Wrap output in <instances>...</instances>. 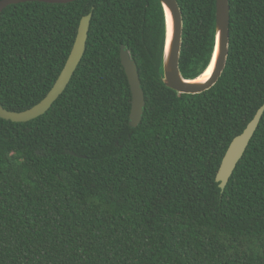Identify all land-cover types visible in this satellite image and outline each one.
<instances>
[{"label":"trees","instance_id":"trees-1","mask_svg":"<svg viewBox=\"0 0 264 264\" xmlns=\"http://www.w3.org/2000/svg\"><path fill=\"white\" fill-rule=\"evenodd\" d=\"M186 79L210 62L215 0H177ZM218 81L197 93L163 84L159 0L26 1L0 13V103L40 101L81 17L84 55L50 108L0 117V264H264V112L224 190L221 159L264 103V0H229ZM136 62L145 105L129 125L121 64ZM73 151L74 154H70Z\"/></svg>","mask_w":264,"mask_h":264},{"label":"water","instance_id":"water-1","mask_svg":"<svg viewBox=\"0 0 264 264\" xmlns=\"http://www.w3.org/2000/svg\"><path fill=\"white\" fill-rule=\"evenodd\" d=\"M26 1H38L46 3H68L74 0H0V13L9 5ZM165 21V43L161 60V80L168 88L178 93L197 94L211 88L220 78L228 55L229 44V23H230V5L229 0H215V36L213 53L209 64L213 61V68L210 76L204 80H196L200 75L193 79H186L182 76L179 68V58L182 46L183 17L181 8L177 0H159ZM168 11L171 20V34L168 37ZM91 12L83 15L79 21L75 40L73 42L67 60L57 76L54 84L46 95L33 106L14 111L6 109L0 103V117L14 122H26L44 114L59 97L69 83L75 69L81 61L86 47ZM121 64L125 70L130 91H131V109L129 114V125L136 127L141 121L143 107L145 105L144 92L141 87L137 65L132 59L129 50L125 45L120 48ZM264 112V103L257 109L252 119L245 128L229 143L218 167L216 173V182L221 190H224L230 176L233 173L238 161L245 152L251 137L253 136L261 116ZM74 154L73 151H69Z\"/></svg>","mask_w":264,"mask_h":264},{"label":"bare ground","instance_id":"bare-ground-1","mask_svg":"<svg viewBox=\"0 0 264 264\" xmlns=\"http://www.w3.org/2000/svg\"><path fill=\"white\" fill-rule=\"evenodd\" d=\"M166 13H167V19H168V37L170 38V34H171V20H170V16H169L168 11H166ZM212 68H213V61L209 65V67L196 80H199V81L206 80L210 76Z\"/></svg>","mask_w":264,"mask_h":264}]
</instances>
